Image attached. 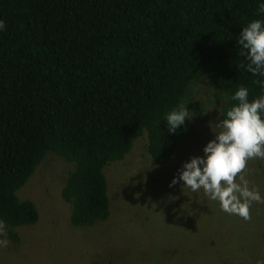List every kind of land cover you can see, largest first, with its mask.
<instances>
[{"label": "trees", "instance_id": "1", "mask_svg": "<svg viewBox=\"0 0 264 264\" xmlns=\"http://www.w3.org/2000/svg\"><path fill=\"white\" fill-rule=\"evenodd\" d=\"M260 0H0V219L8 238L38 221L22 188L53 152L74 165L61 197L70 222L91 227L110 216L104 169L135 140L167 165L194 130L175 134L164 116L181 101L200 117V79L221 119L239 86L249 100L264 77L248 70L237 41ZM198 112H203V106Z\"/></svg>", "mask_w": 264, "mask_h": 264}, {"label": "rangeland", "instance_id": "2", "mask_svg": "<svg viewBox=\"0 0 264 264\" xmlns=\"http://www.w3.org/2000/svg\"><path fill=\"white\" fill-rule=\"evenodd\" d=\"M193 90L202 120L197 114L191 119L193 132L167 165L152 160L142 135L123 160L104 169L111 211L94 226L71 224L61 189L74 165L47 153L17 192L36 204L38 221L18 228L17 241L7 237L0 264H264V203L253 202L245 220L222 211L202 190L192 193L182 182L169 186L184 162L203 155L214 139L213 126L222 120L221 103L213 100L203 78ZM246 171L264 195V159L249 160Z\"/></svg>", "mask_w": 264, "mask_h": 264}, {"label": "clouds", "instance_id": "3", "mask_svg": "<svg viewBox=\"0 0 264 264\" xmlns=\"http://www.w3.org/2000/svg\"><path fill=\"white\" fill-rule=\"evenodd\" d=\"M258 13L264 14V0L259 2ZM4 29L5 22L0 19V31ZM237 43L249 61L248 70L264 77V19L247 22ZM256 83L264 90V79ZM231 100L237 103L227 110L226 118L213 126L214 139L203 147V155L184 162L169 186L182 182L192 193L202 190L209 199L219 202L222 211L249 220L253 202L264 203V195L250 183L246 171L249 160L264 159V91L249 100V89L239 86ZM187 103L179 102L164 116L169 134H175L193 118ZM7 237L6 223L0 219V248L8 246Z\"/></svg>", "mask_w": 264, "mask_h": 264}]
</instances>
